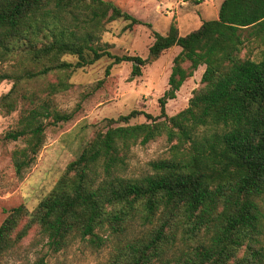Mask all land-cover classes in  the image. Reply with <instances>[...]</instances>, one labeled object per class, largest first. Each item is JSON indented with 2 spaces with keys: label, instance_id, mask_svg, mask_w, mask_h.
I'll use <instances>...</instances> for the list:
<instances>
[{
  "label": "trees",
  "instance_id": "obj_1",
  "mask_svg": "<svg viewBox=\"0 0 264 264\" xmlns=\"http://www.w3.org/2000/svg\"><path fill=\"white\" fill-rule=\"evenodd\" d=\"M118 19L126 28L152 26L110 0H0V62L14 61L0 69V81L13 79L0 114L17 109L22 84L56 78L44 97L21 95L27 107L5 134L24 141L12 151L18 177L35 163L46 125L72 118L51 96L72 86L76 69L107 57V75L112 65L131 62L135 77L166 50L181 48L160 114L132 110L106 119L34 210H6L0 256L35 227L53 253L76 239L103 247L114 234L101 264H264V0H223L218 18L186 35L174 23L166 34L153 30L147 58L117 55L101 43L106 24ZM200 66L188 106L168 115L167 101ZM140 115L148 120L130 123ZM160 136L174 142L171 157L151 161L148 174L127 176L132 147ZM31 264H46L45 256Z\"/></svg>",
  "mask_w": 264,
  "mask_h": 264
},
{
  "label": "rangeland",
  "instance_id": "obj_2",
  "mask_svg": "<svg viewBox=\"0 0 264 264\" xmlns=\"http://www.w3.org/2000/svg\"><path fill=\"white\" fill-rule=\"evenodd\" d=\"M110 1L152 26L140 24L126 28L128 21L114 20L106 24L100 35L101 43H107L109 50L117 55L130 54L147 58L149 47L154 41L153 30L166 34L174 23L179 34L186 35L197 29L204 20L218 18L222 0ZM180 50L179 46L166 50L158 59L144 65L142 74L135 77H131V62L112 65L110 74L107 75L106 67L112 61L107 57L76 69L70 77L72 86L51 96L54 107L72 113V118L56 125H46L45 143L35 163L23 177H18L12 162V151L24 146V141L7 140L5 134L17 128L20 113L27 107V102L21 99V95L36 92L44 97L43 88L46 83L55 81L56 78L49 75L46 79L22 84L17 109L0 114V224L6 217V210L12 207L23 204L30 211L34 210L40 200L52 190L66 165L79 155L93 134L106 128V119L118 118L132 110L159 115L158 100L168 88L173 59ZM253 53V58L258 59L256 51ZM67 59L75 61L76 57ZM13 62H0V69H10L9 65ZM204 69L205 66H200L194 76L185 81L176 97L167 101L168 115H174L188 106L193 90L200 86ZM12 85L13 79L0 81V97ZM147 120L144 115H140L132 118L130 123ZM173 143L166 136H160L146 145H135L129 152L125 174L140 177L150 173L151 161L171 157ZM115 240L116 236L113 234L107 245L95 247L87 240L76 239L65 249L53 253L48 251L46 238L34 227L15 249L0 256V264H31L43 255L46 264H101L109 258Z\"/></svg>",
  "mask_w": 264,
  "mask_h": 264
},
{
  "label": "crops",
  "instance_id": "obj_3",
  "mask_svg": "<svg viewBox=\"0 0 264 264\" xmlns=\"http://www.w3.org/2000/svg\"><path fill=\"white\" fill-rule=\"evenodd\" d=\"M222 1H223V0H222ZM222 1H221V2H222ZM221 2H220V3H221ZM219 7H220V5H219Z\"/></svg>",
  "mask_w": 264,
  "mask_h": 264
}]
</instances>
